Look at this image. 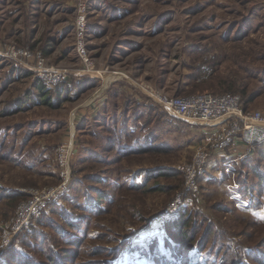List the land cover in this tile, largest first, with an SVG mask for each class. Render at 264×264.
I'll list each match as a JSON object with an SVG mask.
<instances>
[{
	"label": "rangeland",
	"instance_id": "374dc122",
	"mask_svg": "<svg viewBox=\"0 0 264 264\" xmlns=\"http://www.w3.org/2000/svg\"><path fill=\"white\" fill-rule=\"evenodd\" d=\"M80 15L89 72L75 49ZM0 43L69 72L53 86L38 81L52 107L4 116L10 96L30 86L23 66L0 56V264H138L197 250L186 264H264V144L230 173L208 167L213 155L190 186L184 168L203 132L153 97L243 99L205 89L227 77L257 94L248 110L264 111V0H0ZM155 142L164 150L140 149ZM233 180L246 207L231 198ZM64 182L4 246L20 204Z\"/></svg>",
	"mask_w": 264,
	"mask_h": 264
},
{
	"label": "built area",
	"instance_id": "2783aa9c",
	"mask_svg": "<svg viewBox=\"0 0 264 264\" xmlns=\"http://www.w3.org/2000/svg\"><path fill=\"white\" fill-rule=\"evenodd\" d=\"M86 24L85 17L80 15L76 24L75 49L81 64L86 72L91 65L85 41ZM0 56L7 57L13 62L23 66L33 73V80L53 86L65 79L69 72L47 64L46 57L38 50L29 47H20L14 44L0 43ZM89 72V71H87ZM158 102L171 114L184 119L194 125L201 126L203 137L194 148V155L184 168L186 183L195 185L196 179L205 172L210 159L218 152L230 150L222 160V168L230 173L234 163L245 159L254 146L264 143V111L246 110L242 106V98L238 94H213L211 92L199 93L190 96L168 95L155 93ZM245 145V151L239 150L238 146ZM69 145L60 147V162L67 168L69 160ZM68 177V171L64 172ZM65 182L55 188H43L34 190L28 200L21 203L15 216L5 224L3 245L8 246L15 235L29 226L31 220L38 216L43 207L51 200L60 196ZM232 191L231 198L236 200L238 206H247L237 190L235 180L229 185ZM181 200L173 205V210L179 208Z\"/></svg>",
	"mask_w": 264,
	"mask_h": 264
},
{
	"label": "trees",
	"instance_id": "16d2710c",
	"mask_svg": "<svg viewBox=\"0 0 264 264\" xmlns=\"http://www.w3.org/2000/svg\"><path fill=\"white\" fill-rule=\"evenodd\" d=\"M47 54V53H46ZM14 74V72H12V75ZM27 74H29V72H27ZM8 77L10 78V76L8 75ZM211 75L208 76L207 78L211 79ZM10 80V79H9ZM9 80L7 82V84L9 83ZM237 79L234 78H218V88H215L214 86H216L215 84H212V82L209 85H206L205 89H217V90H221V92H239L243 99H244V103L242 101L243 108L244 109H248L247 105L250 103V101H252L254 99V97H256V93L254 92H249V89L247 87H245V83L241 85L240 88L237 87V82H239ZM205 83L206 79H201L198 83ZM6 84V86H7ZM194 86H196V84H194ZM35 87H29L26 88L25 91L19 89V94L17 96H10L8 102V105L11 107L9 109H4L2 111V115L7 116L9 114H14V113H19L25 109H27L29 107V105L35 104L36 102V97L38 96V104H41L43 106H48V107H52V96H51V91L46 89V86L43 84L38 83L36 85V91H34ZM39 91V92H38ZM216 94V93H213ZM242 99V100H243ZM13 107V108H12ZM117 141V138H114L113 140H109L108 144H112L115 145ZM264 144V143H262ZM161 145L157 144L155 142V144H151L150 146H141L140 149L141 150H145L148 149V152H153V153H158L161 152L164 149ZM160 170H156L154 173H152V175H154L156 172H158ZM161 173V172H159ZM259 176V175H258ZM188 212H186L185 214H183V219H185V221H189V218L187 217ZM200 253H198L196 251H190V254L188 255V258H186L185 256H181L175 253H171L170 255L166 254V253H161L158 259V262L156 261H152L151 259L145 258L144 262H138V264H166L168 262H171L172 264H186L188 262H195L196 259H198V257H200ZM188 259V262H186V260Z\"/></svg>",
	"mask_w": 264,
	"mask_h": 264
},
{
	"label": "crops",
	"instance_id": "0c3cea01",
	"mask_svg": "<svg viewBox=\"0 0 264 264\" xmlns=\"http://www.w3.org/2000/svg\"><path fill=\"white\" fill-rule=\"evenodd\" d=\"M27 72H29V74H27ZM19 73H24V76L25 77H27V83H28V85L30 86V87H35V89H34V91H36V93H37V90L38 89H36V85L38 84V81L37 80H33V73L32 72H30L29 70H27L26 68H24V67H21V70L19 71ZM15 75H17V72H15L14 73ZM12 75V74H11ZM19 89L20 88H17V90H18V92H19ZM25 91V90H24ZM36 104H38V96L36 97V102H35V104H32V105H36ZM32 105H29V107L27 108V109H29L30 107H32ZM26 110V109H25ZM24 110V111H25ZM132 121V120H131ZM197 126V125H196ZM198 127V126H197ZM197 129H201V132H203V130H202V128L201 127H198ZM238 148H239V150H243V151H245L246 149H247V147L245 146V145H240V147L238 146ZM229 153H231V151L228 149V150H226V151H224V152H218L214 157H213V159H212V161H213V165H210V166H208L209 168H212V167H214L215 165L218 167V169H221L222 168V165H221V161L226 157V155H228ZM255 153V151H250L249 152V154L247 155V156H251V155H253ZM221 158V159H220ZM208 167H207V169H208Z\"/></svg>",
	"mask_w": 264,
	"mask_h": 264
}]
</instances>
